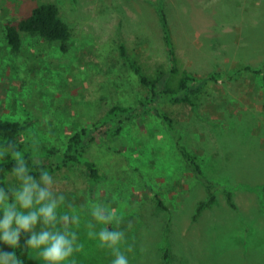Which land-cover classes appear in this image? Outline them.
Wrapping results in <instances>:
<instances>
[{"label":"rangeland","instance_id":"rangeland-1","mask_svg":"<svg viewBox=\"0 0 264 264\" xmlns=\"http://www.w3.org/2000/svg\"><path fill=\"white\" fill-rule=\"evenodd\" d=\"M43 1L60 6L73 29L71 48L25 35L13 51L6 22ZM159 6L182 67L198 77L216 74L203 80L193 105L160 106L182 142L205 158V173L232 190L235 207L218 190L196 216L205 185L152 113L92 146L109 176L93 191L83 166L49 174L50 182L13 176L17 193L37 185L31 208L20 211L37 213L32 235L47 231L69 241L73 251L61 264H111L113 250L100 247L102 229L124 234L118 247L129 264H163L166 253V264H264V0H0V113L33 122L25 140L64 149L113 103H138L148 91L120 43L147 73L169 69ZM40 190L49 195L37 204ZM1 194L0 222L8 208ZM53 203L55 218L46 223L39 209ZM3 236L0 229V264H16L3 255L15 252ZM42 251L31 248L30 264H48Z\"/></svg>","mask_w":264,"mask_h":264},{"label":"trees","instance_id":"trees-1","mask_svg":"<svg viewBox=\"0 0 264 264\" xmlns=\"http://www.w3.org/2000/svg\"><path fill=\"white\" fill-rule=\"evenodd\" d=\"M160 20L163 37L168 50V58L171 67L166 69L158 67L155 72L147 73L143 67L131 57L124 42L120 43L121 57H123L138 75L141 84L148 91V95L141 98L134 105L125 103H113L103 115L93 124L78 128L69 137L64 149L35 143L24 139V134L33 123L30 120H16L4 118L0 113V193L8 202L9 211L20 212L19 204L12 207L17 191L12 183V177L16 175H28L31 178H42L43 173L54 174L64 167L83 166L88 173V184L91 191L96 186L108 179V174L100 163L91 154L93 145L120 136L126 129V125L137 120L148 119L154 113L165 128L166 133L174 141L178 152L185 162L187 169L205 185L207 195L201 200L197 208L200 214L203 208L211 206L217 200L218 190L225 192V196L231 206L235 207L232 198L233 192L225 185L210 178L204 171L202 163L205 158L191 151L181 140L174 128L173 117L160 103L188 102L194 104L192 95L201 90V83L206 77H215L210 73L206 77H198L185 67H182L177 58L175 44L167 15L159 6ZM7 42L13 51H20L25 35L38 36L46 41L58 42L64 51L71 48L73 29L70 23L63 17L60 6L55 1H43L35 5L32 10L15 19H9L5 24ZM247 69L252 67L248 65ZM156 107V109H155ZM14 153H18L16 159ZM23 168V171L20 169ZM159 205L164 208L163 199L156 195ZM32 232L21 231L19 247L15 248L16 264H30L31 248L27 246V239ZM166 253V257H167ZM166 257L163 264H166Z\"/></svg>","mask_w":264,"mask_h":264},{"label":"clouds","instance_id":"clouds-1","mask_svg":"<svg viewBox=\"0 0 264 264\" xmlns=\"http://www.w3.org/2000/svg\"><path fill=\"white\" fill-rule=\"evenodd\" d=\"M16 159L19 158L18 153H14ZM24 169L21 168L20 171ZM50 175L47 172L43 173V179L46 182H50ZM37 188V185L33 183L31 186H25L23 193H17L13 200L12 205L19 204L21 209H29L33 204V189ZM49 193L45 190H40L36 203L39 204L43 201ZM54 208L55 204H47L39 209V213L45 217V222L54 219ZM101 219H110L105 217H100ZM37 213L29 211L25 214L20 211L18 214L9 211L8 208L5 209V218L0 222V229L4 231L3 239L6 243L11 244L14 248L19 247L21 231L30 232L37 223ZM15 225V226H13ZM124 234L120 231H108L107 229H102L99 233L100 247H108L113 250L114 259L111 264H129L128 257L125 252H122L118 247L123 240ZM75 239V237H74ZM26 244L30 248H41L43 251L40 256L48 262V264H61V262L67 260L73 251L69 245V241L62 235H50L49 232H41L38 236L33 233L30 236ZM128 252L133 251V248L129 246L127 248ZM5 256H10L16 258V253H3ZM22 264V261H20Z\"/></svg>","mask_w":264,"mask_h":264}]
</instances>
